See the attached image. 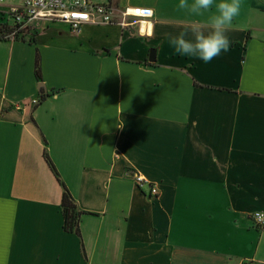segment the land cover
Listing matches in <instances>:
<instances>
[{
  "label": "crops",
  "instance_id": "obj_1",
  "mask_svg": "<svg viewBox=\"0 0 264 264\" xmlns=\"http://www.w3.org/2000/svg\"><path fill=\"white\" fill-rule=\"evenodd\" d=\"M92 1L114 21L0 39V264H264V0H241L207 64L167 38L211 13ZM128 7L153 11L150 36L121 25ZM64 188L80 236L64 230Z\"/></svg>",
  "mask_w": 264,
  "mask_h": 264
},
{
  "label": "built area",
  "instance_id": "obj_2",
  "mask_svg": "<svg viewBox=\"0 0 264 264\" xmlns=\"http://www.w3.org/2000/svg\"><path fill=\"white\" fill-rule=\"evenodd\" d=\"M5 7V8H1ZM0 13L4 15V22L10 29L4 35L5 39L16 40L22 37L24 32L33 28L36 22H62L67 24L73 33L81 30L82 26L88 23H112L113 9L107 5L94 3L92 0H24L18 5H6L5 0H0ZM124 18L131 17L134 20L130 23L123 21L122 26L134 25L142 35L150 36L152 30L148 27L147 19L153 16V11L148 8L128 7L122 12ZM39 100H32L33 105L39 104ZM135 183L138 187L148 184L143 177L135 176ZM151 195L158 197L159 192L155 186L150 188ZM252 219L258 228L264 229Z\"/></svg>",
  "mask_w": 264,
  "mask_h": 264
},
{
  "label": "clouds",
  "instance_id": "obj_3",
  "mask_svg": "<svg viewBox=\"0 0 264 264\" xmlns=\"http://www.w3.org/2000/svg\"><path fill=\"white\" fill-rule=\"evenodd\" d=\"M179 9L187 10L194 17L211 13L206 23L193 20L179 35L169 36L168 44L174 53L182 57H193L204 63L211 62L222 52H227L231 41L226 33L240 15L241 0H180ZM189 33L192 39H188ZM255 221L264 225V212L254 213ZM238 226V225H237ZM261 243L264 244V235Z\"/></svg>",
  "mask_w": 264,
  "mask_h": 264
},
{
  "label": "trees",
  "instance_id": "obj_4",
  "mask_svg": "<svg viewBox=\"0 0 264 264\" xmlns=\"http://www.w3.org/2000/svg\"><path fill=\"white\" fill-rule=\"evenodd\" d=\"M1 14V13H0ZM1 18V17H0ZM4 18V15H3ZM1 20V19H0ZM10 29L8 28L7 24L1 25L0 24V39L6 40L4 38V35L6 33H9ZM36 34L33 28H29L24 32V35L22 37H18L16 40L26 41L29 40L31 42H36ZM35 75L37 78V81H42V75H41V65H40V57L39 54H37L36 62H35ZM52 171L57 176V172L53 166L52 163H50L49 158H46ZM61 210L64 217V230L69 233H75L78 236L81 235L80 232V216L81 211H79L76 202L73 198V196L70 194V192L64 188L62 201H61Z\"/></svg>",
  "mask_w": 264,
  "mask_h": 264
},
{
  "label": "rangeland",
  "instance_id": "obj_5",
  "mask_svg": "<svg viewBox=\"0 0 264 264\" xmlns=\"http://www.w3.org/2000/svg\"><path fill=\"white\" fill-rule=\"evenodd\" d=\"M0 24H1V22H4V18H3V14H0ZM55 25H57V26H59V25H62V26H64L63 24H55ZM69 27V26H68ZM70 28V27H69ZM58 31H60V32H67L68 30H65V29H63V28H59V27H51V29L50 30H46V33H52V32H56V33H59ZM71 31V30H70ZM69 32V31H68ZM69 34H70V32H69ZM72 34V33H71ZM37 100H39V99H37ZM39 102H40V100H39Z\"/></svg>",
  "mask_w": 264,
  "mask_h": 264
},
{
  "label": "water",
  "instance_id": "obj_6",
  "mask_svg": "<svg viewBox=\"0 0 264 264\" xmlns=\"http://www.w3.org/2000/svg\"><path fill=\"white\" fill-rule=\"evenodd\" d=\"M155 55H156L155 50H152V51H151V56H150V61H151V62H154V61H155Z\"/></svg>",
  "mask_w": 264,
  "mask_h": 264
}]
</instances>
